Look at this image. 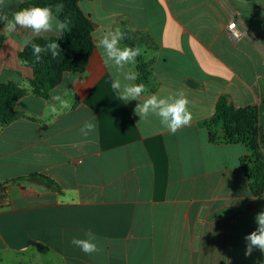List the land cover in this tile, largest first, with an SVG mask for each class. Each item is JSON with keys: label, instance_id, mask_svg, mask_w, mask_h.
Returning <instances> with one entry per match:
<instances>
[{"label": "crops", "instance_id": "obj_1", "mask_svg": "<svg viewBox=\"0 0 264 264\" xmlns=\"http://www.w3.org/2000/svg\"><path fill=\"white\" fill-rule=\"evenodd\" d=\"M25 1L5 0V11ZM77 3L94 48L85 69L59 73L45 95L31 85L24 42L63 33L0 36V85L25 92L14 107L21 117L0 123V264H262L260 250L244 255L264 211L241 166L247 146L212 143L208 123L224 99L234 115L213 131L240 138L255 128L264 163V0ZM232 21L244 31L238 41L227 33ZM116 28L121 46L142 49L125 69L138 79L121 77L146 86L141 100L125 103L111 88L115 69L97 45ZM179 90L193 121L175 134L134 113L144 98ZM89 120L95 131L85 137ZM89 229L100 248L91 255L71 244Z\"/></svg>", "mask_w": 264, "mask_h": 264}, {"label": "clouds", "instance_id": "obj_2", "mask_svg": "<svg viewBox=\"0 0 264 264\" xmlns=\"http://www.w3.org/2000/svg\"><path fill=\"white\" fill-rule=\"evenodd\" d=\"M23 3V0H18ZM7 7L5 0H0V34H11L20 29H29L39 36L42 33L56 31L62 34L67 29L66 23L59 20L54 15L53 8L50 6L40 7L32 6L18 8L9 13L5 11ZM63 5L57 4V12L62 10ZM232 27H235L234 25ZM124 34L119 28L108 30L103 33L98 42V47L103 49L105 64H110L115 72L112 74L111 88L118 93L119 100L125 103L133 100H141L147 91L143 83H125L122 85L121 77L124 81L135 82L138 79V73L132 70H125L126 65L135 64L136 58L141 55L140 47L121 46ZM25 46L31 45L33 55L37 61L41 59V53L51 52L55 58L60 50L57 42H51L45 46L32 43L30 39L25 40ZM55 100H61L59 96L53 97ZM64 107H69L66 101H62ZM190 101L184 90H179L175 94L157 95L152 94L144 98L137 104L134 113L140 117V121L155 115L159 118L161 125L170 133L175 134L183 127L190 126L193 121V115L190 111ZM95 131V124L89 120L82 125L80 132L87 137ZM256 229L245 235V257L252 255L254 249L260 250L264 254V211L255 216ZM97 236L89 229L84 233V238L73 237L71 244L78 247L85 254L91 255L100 251ZM264 264V262H262Z\"/></svg>", "mask_w": 264, "mask_h": 264}, {"label": "trees", "instance_id": "obj_3", "mask_svg": "<svg viewBox=\"0 0 264 264\" xmlns=\"http://www.w3.org/2000/svg\"><path fill=\"white\" fill-rule=\"evenodd\" d=\"M52 0H26L21 8L32 6H50L53 8L54 15L67 25L60 39L45 38L35 39L32 43L45 46L51 42H57L60 50L59 54L53 58L51 52L41 53V59L37 61L33 55L31 45H28L22 54V58L29 64L35 73L31 85L35 92L45 95L51 88L57 84V76L64 71H82L85 69L88 58L94 48L91 22L84 16L78 7V0H65L62 10L56 11L57 4L50 3ZM24 91L15 85H0V123L9 124L21 117V114L14 109L17 100L24 95ZM233 113L226 108V102L221 99L216 108L215 115L209 121L210 140L212 143H238L246 144L248 152L241 158V166L245 171L249 181L252 194L259 197L264 194V163L262 157L254 143V137L257 134L255 128L249 129L243 137L236 138L227 133L219 137L213 128L221 123H227L233 117ZM241 119V118H240ZM240 125L246 124L241 119ZM30 179L43 178L40 175H31ZM4 190V185H0Z\"/></svg>", "mask_w": 264, "mask_h": 264}, {"label": "built area", "instance_id": "obj_4", "mask_svg": "<svg viewBox=\"0 0 264 264\" xmlns=\"http://www.w3.org/2000/svg\"><path fill=\"white\" fill-rule=\"evenodd\" d=\"M233 25L235 27H232ZM227 33L233 41H238L244 35L243 29L239 27L236 21H232L231 23H229L227 27ZM1 192L2 191L0 189V196H1Z\"/></svg>", "mask_w": 264, "mask_h": 264}, {"label": "rangeland", "instance_id": "obj_5", "mask_svg": "<svg viewBox=\"0 0 264 264\" xmlns=\"http://www.w3.org/2000/svg\"><path fill=\"white\" fill-rule=\"evenodd\" d=\"M65 0H52V2L50 3H53V4H63Z\"/></svg>", "mask_w": 264, "mask_h": 264}, {"label": "water", "instance_id": "obj_6", "mask_svg": "<svg viewBox=\"0 0 264 264\" xmlns=\"http://www.w3.org/2000/svg\"><path fill=\"white\" fill-rule=\"evenodd\" d=\"M3 35V34H0V36Z\"/></svg>", "mask_w": 264, "mask_h": 264}]
</instances>
